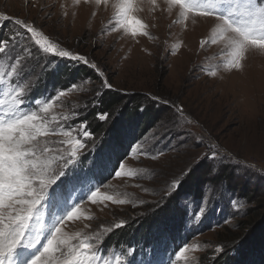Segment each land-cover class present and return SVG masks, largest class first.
I'll list each match as a JSON object with an SVG mask.
<instances>
[{
    "label": "rangeland",
    "instance_id": "obj_1",
    "mask_svg": "<svg viewBox=\"0 0 264 264\" xmlns=\"http://www.w3.org/2000/svg\"><path fill=\"white\" fill-rule=\"evenodd\" d=\"M158 3L161 8L165 7L163 0H158ZM144 8L139 18L149 25L147 30L150 35L133 39L120 30L106 31L114 16L111 6L105 8L101 5L97 8L94 3L85 4L83 0L78 5H74L73 0H0V13L34 23L51 40L59 41L63 48L84 54L94 61L113 85L111 92L128 97L140 95L145 105L160 107L158 120L142 136L145 138L142 151H162L163 155L153 160L138 152H130L124 160L125 170L133 171L136 175L113 178L108 181L107 187H101V192L130 203L118 205L106 201L104 204H93L85 201L81 204L82 214L94 219L67 222L65 230L70 233L86 231L85 224L99 230L101 225L109 227L121 220L127 221L125 225L131 227L144 223L158 210L150 211L158 196L149 193L160 191L166 180L180 176L182 170L193 166L195 158L214 146L220 152L230 154V159L213 165V162L205 158L195 167L191 176L201 175V172L205 174L212 166L217 171L228 167L234 172L232 181H212L213 185L223 186V193L215 188L207 191L204 185L208 176L202 175V181L205 182L199 196L193 197L192 192L180 194L178 199L187 200V204L181 207L186 213L181 234L187 235L175 250L167 254L165 252V255L159 251L158 258H154L155 253L149 248H135L125 242L121 247H113L105 241L106 247H111L113 254L123 253L131 246L136 250V259L150 261H166L170 253L188 243L197 247H190L185 253L187 264H212L223 253L229 251L231 254L241 235L249 231L243 229L246 213L255 211L264 200V54L250 53L242 62L241 70L223 71L220 67L224 59L223 43H209L204 48L200 47V41L211 35L213 18L205 19L192 13L188 26L184 28L172 23L176 19L175 10L171 14L159 10L152 13L146 3ZM64 11H67V16L63 15ZM93 12H96L95 16ZM193 19L196 20L195 24L191 22ZM13 30L15 26L11 22L0 21V33ZM173 49L175 54H171ZM50 59L54 61V68L66 61ZM13 62L7 56H0V69L7 72ZM43 65L44 61H40L34 66L38 75L31 77L33 85L43 72L51 70L43 69ZM213 72L216 73L214 76ZM92 77L95 80L84 82H81L82 78H76L74 84L77 87L67 91L60 101L54 102L53 114L71 116L74 112H80L83 115L91 108L95 90L100 84L95 73ZM4 91H7V86H0V99L4 98ZM54 92L51 94L47 91L40 98L53 95ZM149 95L175 101L182 106L185 116L192 123H185L180 132L173 130L158 140L153 139L158 122L163 121L171 127L173 117L166 105L151 101ZM82 115L78 120L70 122L79 123L83 120ZM159 131L163 132V128ZM92 139L99 145L100 139L95 136ZM89 147L95 145L90 141ZM189 176L182 188L188 187ZM255 186L262 187L257 194H262L263 198L253 203L239 190L244 188L251 197L250 191ZM84 187L86 189L87 185ZM145 188L148 192L143 191ZM80 194L78 188L72 193L71 199L74 201ZM233 198L243 207L234 209L231 206ZM141 199L149 203L139 206ZM204 201L210 202L211 207L205 216L196 221L194 214L199 207L207 206ZM133 203L137 204L136 208L131 206ZM217 246H223L225 251L216 254L214 249ZM172 259H175L174 255ZM177 264L185 262L178 261Z\"/></svg>",
    "mask_w": 264,
    "mask_h": 264
},
{
    "label": "snow or ice",
    "instance_id": "obj_2",
    "mask_svg": "<svg viewBox=\"0 0 264 264\" xmlns=\"http://www.w3.org/2000/svg\"><path fill=\"white\" fill-rule=\"evenodd\" d=\"M83 2L94 3L97 8L101 5L105 8L111 6L114 16L106 31L120 30L133 39L150 35L147 30L149 25L139 18V13L145 11V3L152 13L159 10L171 14L175 10L176 19L172 23L184 28L188 26L192 13L205 19L213 18L211 35L200 41V47L204 48L209 43H223L224 59L220 66L223 71L241 70L242 62L250 53L264 54V0H163L164 8L160 7L158 0ZM80 3L81 0H73L74 5ZM61 7L64 8V5ZM63 15L67 16V11ZM92 15L95 16L96 12ZM0 21H8L15 26L10 33H0V56L14 61L7 72L0 69V86H7V91L3 92L4 98L0 99V264H177L178 261L187 264L185 253L197 245L185 243L170 253L166 261L138 260L136 250L131 246L123 253L113 254L105 241L115 229L127 223L125 220L109 227L101 225L99 230L92 229L90 224L84 225L86 231L70 233L65 230L67 222L94 219L82 214L81 204L85 201L93 204H104L106 201L118 205L130 203L101 192V187H107L108 181L113 178L136 175L133 171L125 170L124 160L130 152H138L153 160L163 152L142 151L145 138L130 144L123 154L110 147L101 149L92 138L95 136L102 140L103 137L89 130L87 119L79 123L70 122L78 120L82 113L74 112L71 116L53 114L54 102L60 101L77 84L68 89H56L53 95L43 99L33 97L31 77L38 75L34 66L40 61H44L43 69L51 71H55V68L50 57L91 69L100 81L91 107L99 108L105 90L113 89V85L94 61L84 54L63 48L59 41L51 40L34 23L4 13H0ZM191 22L195 24L196 20ZM171 54H175V49ZM215 74L212 73L213 76ZM91 79L84 77L81 82ZM149 99L166 105L173 117L171 127L163 121L158 122L153 139L158 140L173 130L180 132L185 123H192L185 116L182 106L175 101L156 95H149ZM95 118L105 122L109 119V112L97 111ZM160 128H163V132L159 131ZM90 141L95 147H89ZM205 158L213 165L215 162L222 164L230 159V154L220 152L213 146L195 158L193 166L182 170L180 176L166 180L160 191L149 193L158 196L150 211L160 209L169 200L180 197L185 180ZM216 175L217 168L209 167L204 188L207 191L215 188L223 193L222 185L212 184ZM78 188L81 194L73 201L71 195ZM143 191L148 192V189ZM138 203L144 206L149 202L141 199ZM204 203L207 206H200L194 214L196 221L205 216L211 207L210 202ZM176 204L183 207L187 200L177 199ZM131 206L136 208L137 204ZM231 206L234 209L243 207L236 198L231 200ZM224 251L223 246L214 249L216 254Z\"/></svg>",
    "mask_w": 264,
    "mask_h": 264
},
{
    "label": "trees",
    "instance_id": "obj_3",
    "mask_svg": "<svg viewBox=\"0 0 264 264\" xmlns=\"http://www.w3.org/2000/svg\"><path fill=\"white\" fill-rule=\"evenodd\" d=\"M92 74V70L83 65L72 66L70 62L63 61L56 65L55 71H45L37 78L38 84L36 80L32 94L34 97L40 98L47 91L52 94L56 89H66L75 83L76 78L92 77ZM92 79L95 80L94 77ZM153 106L145 105L140 95L128 97L105 90L100 107L89 108L83 113L82 117L83 120L87 119L89 121L92 133L103 137L99 142L101 149L110 147L117 153L123 154L130 144H134L142 138L146 131L153 127L158 120L160 107ZM141 108H143V111H141ZM101 110L109 112V119L105 122H100L95 118V113ZM222 169L217 171V175L212 181L231 182L232 173L234 174V172L228 167ZM200 174L190 175V181H187L188 187L181 188L180 194L182 192H187V194L192 192L193 197L199 196L202 184L205 182L202 181V178L207 175V172L205 174L201 172ZM259 188L262 187L257 188L255 186L250 191L251 197L243 190L244 188L239 191L255 203L256 200L263 198L262 194H257ZM178 198L175 197L169 200L151 218L144 223H138L139 225L136 227L124 225L119 229H115L107 237L106 244L121 247L125 242L126 245L132 244L135 248L143 246L155 253L154 258H158L159 251L163 255H165V252L166 254L172 252L187 235L181 234L186 213L181 207H177L176 200ZM245 219L243 229H249V231L244 233L243 236L241 235L231 254H229V251L223 253L212 264H264V200L255 211L247 212ZM170 239H172L171 242Z\"/></svg>",
    "mask_w": 264,
    "mask_h": 264
}]
</instances>
